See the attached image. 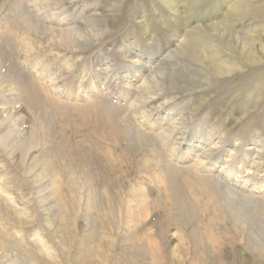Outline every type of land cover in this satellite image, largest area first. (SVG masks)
I'll return each mask as SVG.
<instances>
[{"label":"rangeland","instance_id":"obj_1","mask_svg":"<svg viewBox=\"0 0 264 264\" xmlns=\"http://www.w3.org/2000/svg\"><path fill=\"white\" fill-rule=\"evenodd\" d=\"M15 1L0 0V60L4 62L0 102L10 96L18 76L15 68L32 80L37 72H57L60 82L75 89L79 72L85 71L95 79L92 82L109 85L117 94L103 97L97 93L88 103L55 104L48 100L54 85L49 78L41 88L47 98L23 80L28 91L15 105L18 109L8 111L10 118L0 129L17 123L21 112L19 123L31 140V147L18 146L13 155L10 147L5 151L0 145V185L5 184L15 198L14 204L9 203L0 192V234L5 236L0 239L1 245L5 243L0 246V264H127L129 255L135 264H192L198 256V264H237L238 252L246 264H264L263 252L247 250L252 222L259 216H251L250 229L239 239L230 218L224 223L219 220L223 210L209 200L215 187L187 172L193 168L196 152L184 162L180 158L185 151L178 148L172 156L178 133L166 139L167 146H162L157 134L132 143L124 112L134 97L143 96L146 100L139 108L146 112L145 119L160 126L163 119L170 122L182 117L183 131L189 134L208 129L223 141L226 161L244 160L245 167L240 169L246 176L264 179V0H196L186 19L161 0H57V11L47 16H61L64 37H85L78 48H63L52 40L59 37L49 31L50 24L56 23L52 20L43 21L47 30L23 25L18 13L10 12ZM235 1L240 2L239 9L228 20L224 22L221 16L220 26L213 27L201 22L196 32L199 18L225 13ZM25 7L32 18L37 17L30 2ZM233 26L241 32L240 41L226 34ZM75 28L79 31L74 32ZM197 41L207 42L205 47L212 41L243 69L222 76L206 68L197 62L194 50L185 51ZM132 73L135 80L123 85L121 79H133ZM144 75L153 78L137 88ZM257 155L262 158L255 161ZM145 160L152 162L148 169ZM158 162L161 165L155 169ZM161 171L163 175L157 178L155 174ZM60 177L62 183L53 196L51 185ZM93 178L98 179L101 194L98 223L84 228L87 181ZM143 184L148 192L144 206L148 218L142 208L141 226L134 235L137 240L123 243L120 228L128 194ZM254 191L255 200L264 202V191ZM132 200L135 205L141 202L140 198ZM191 204L195 205L194 219L187 216ZM46 209L50 210L45 213ZM45 219L54 222L52 227ZM36 235L42 245L35 243Z\"/></svg>","mask_w":264,"mask_h":264},{"label":"bare ground","instance_id":"obj_2","mask_svg":"<svg viewBox=\"0 0 264 264\" xmlns=\"http://www.w3.org/2000/svg\"><path fill=\"white\" fill-rule=\"evenodd\" d=\"M161 1L164 2V4L172 12H174V14L176 16L179 17V15H184V18L186 19L190 16L189 15L190 14L189 12L191 10L190 4L192 2L195 3L196 0H161ZM26 2H30L32 4L34 11L37 15L36 18H32L30 16V14H29L30 12L25 7ZM239 3L240 2L235 1L234 4L228 5L226 7V11H224L225 13H223V12L221 13V11H219L218 13L212 14V17H209V18L201 17V18H199L198 21L196 22L197 23V27H195L196 32H197V29L202 28L201 22H208L209 25L211 27H213V26L219 25V22H217V21L219 20V17H221V16L224 17L222 19V20H224V22H225V20H228L229 17L231 16V14H233L237 9H239V5H238ZM56 4H60V2L57 0L56 1L54 0L53 3L50 4V3H48L47 0H27V1L26 0H16L14 2L10 12L18 13V18L20 19L19 22H21L23 25H25L27 27H29V26L37 27L38 25H41L44 27V29L47 30L48 27L46 26V23L43 22L44 20L49 19L50 21L51 20L54 21V23L56 22L55 25L50 24L51 27H50L49 31H50V33H53L54 35L59 34V37H52V40L56 44L60 45L63 48H65V47L78 48L80 45H82L84 43L85 37H64L65 33H63L60 30V26H62V25H60V22L62 20L61 16L60 15L58 16L57 14L56 15L53 14L52 17H50V15L47 16V14H50L52 11H57V9H54V6ZM43 13H44V15L46 14L45 18L42 17ZM235 19H237V18H235ZM228 22L233 23L235 21H228ZM238 22H239V20H238ZM238 22H236V23H238ZM230 23H228V24H230ZM222 24H224V23H222ZM53 26H55V27H53ZM223 27H225V26H223ZM78 29L79 28H75L73 31L78 32L79 31ZM206 34H208V33H206ZM226 34L228 35V37L230 39L236 38V40H239V36H240L241 32L235 30L234 26H233L231 28L229 27V29L226 30ZM226 41L227 40H225V42ZM206 44H207V42L197 41V43L195 44V46L193 48L190 47L185 51L190 52V51L194 50L195 56L197 57L196 60L198 63L204 65L206 68H208V69H210V70L214 71L215 73L222 75V76H226V75L230 76L234 73L239 72V70L243 69L242 65H239L232 58V56H229L228 54H225L224 52H222L221 49H219L218 46L215 45L212 41L210 44H208L207 47H205ZM229 46H230V44L228 45V47ZM180 49H178V51ZM229 50H231V49H229ZM171 55L173 57L175 54L172 53ZM170 56L168 58H170ZM246 58H247V56H246ZM16 59L17 58H15L14 60H16ZM3 64H4V62L0 60V73L2 72ZM40 66H42V65L41 64L38 65V67H40ZM15 70L18 71V76L15 78V80L13 82L12 88L10 90L11 91L10 96H8L6 99H4L3 101L0 102V129L3 127V125L7 121V119L10 118L8 116V114H9L8 111L9 110L14 111V110L18 109V108H15L16 107L15 105L22 102V98L25 97V93H26V91H28L27 88L25 86H23V80L27 81L33 89H36L37 92L39 93V95H41L43 98H47L48 94L42 92L41 88H42V86L46 85V82L49 78L54 83V85H53L52 97L50 98V96H49L48 100L52 101L55 104H60L63 102L69 103V104H76V103H79L81 100L85 101V103H88L89 101H92L96 97L97 93H100L103 97L107 96V94H111V95L117 94V93H115L113 88L108 87L109 85L108 86L104 85L102 82H96V81L92 82V80L94 78H92V76H88L85 71H82L81 73L79 72V75L76 78L78 86L75 89L73 86L68 85L67 83L64 84L63 82H60L57 72H44V71H41V73L37 72V74H39V75L35 78V80H32L28 77L26 72L19 70L18 68H15ZM137 70H139V73L142 72L139 67H137ZM132 76H133V79H132V77H131V80L126 79V78H122L120 82L123 85H130V84H132V81L135 80L134 73H132ZM149 76L144 75L143 81L140 82V85H138L137 88H140V86L145 87V85H147L148 82L150 81V78H153L151 75H149ZM117 80H118V78H117ZM2 84H3V82H2L1 77H0V86ZM53 96L55 98H53ZM145 100L146 99L140 95L134 97L132 99L133 103L129 105V110L131 112H129V110L124 111L126 114L129 115V116L127 115V118H126V119H128V123H129V126L127 125L129 127L127 130V134L129 135L131 142L136 143L139 141L140 138L145 137L146 139H148V138H152L154 134H157V136L161 137L160 143L162 144V146H167V143H165L166 139L169 138L171 135L173 136L174 133H178L177 135L179 138L176 139V143L174 144L176 146H174V148L171 149L172 156H174V154L177 153L179 149L182 150L181 152L185 151V153H183V155L180 158V160L184 162L185 160L186 161L189 160V158H190L189 155L191 153L196 152L195 156L192 157V162H193L192 167L193 168L187 170V172L192 173L195 177H197V178H199L205 182H207V181L210 182L215 187L214 188L215 192L210 193L211 199H209V200H213L214 202H216L218 205V209L223 210L224 214H223V216H221L222 218L219 220H221L224 223V220L228 216L234 225L236 236L239 237V239H241L242 233L246 232L247 228L250 229V227L247 225V222L250 221L251 216H253L254 214H257V216H259V217H260V214H261V216L264 215V202H262V203L257 202L255 200L257 195L254 193L255 192L254 190L264 191V179L263 178L258 179L256 177H250L249 175L246 176V173L240 169L241 167H243V168L245 167L244 166V160H237V162L226 161V158H225L226 150H225V147L222 146L223 141L218 139L217 137H213L211 132L208 131V129L200 128L199 130L195 131L194 133L189 134V133H186L185 131H183L185 129V127H184L185 120L182 117H179V118L175 117L170 122H168L167 119H163V122L161 120L162 123L160 124V126H158L159 123L153 122L151 119H145L146 118V115H145L146 112H143L142 108H139V106L142 107V105L145 103ZM128 104H129V102H128ZM8 106H10V108H8ZM20 114L23 115L21 112H20ZM21 115H19L18 118H19V120L23 121V118ZM19 120L17 121V123L13 122L12 124H10L8 129L0 132V145H1V147L4 148L5 151H7L10 147V149H11L10 152L12 155L17 152L18 146H20V148L31 147V144H30L31 140L27 139V137L25 135L27 133H26V130L24 128V125L21 122L19 123ZM159 120L160 119H158V121ZM9 143H10V146H8ZM261 158H262V156L257 155L254 158V160L255 161H256V159L260 160ZM151 164H152V162L150 160H145L144 161V168L148 169L149 167H151ZM83 165L85 166V163ZM160 165L161 164H159V162H158L157 165L154 164V166L153 165L152 166L155 169H157L160 167ZM159 175H163V172L161 171L160 174H157V173L155 174V176L157 178H159L158 177ZM60 182L62 183L61 177L59 178V181L52 183L51 187L54 188V190H52L51 195L54 196L58 193L57 186ZM161 183H163V181ZM246 183L249 184L250 186H246L245 185ZM97 184H98V179H95V178H93L91 180V182H90V180L87 181V194H86V201H85V207H84V209H85V211H84L85 217L84 218H85L86 224H85L84 228H88L90 226H96V224L98 223L97 217H99V216H97V215L99 213V208H100V198H101L100 195L101 194L99 195V192H98L99 190H97V187H98ZM243 185H245V186H243ZM102 191H104V190H102ZM0 192H1V194L5 195L7 202H9V203L12 202L14 204V202H15L14 192L10 191V189H7L5 184L0 185ZM147 193H148L147 187L145 184L141 185V187L138 189L136 187H133L130 189V192L128 194L129 197L127 198V201H126L125 214L123 215L124 216L123 227L120 228L122 236H123V240H124L123 243L133 242V241L137 240V238L134 235L137 233L138 228H140V226H141L139 223V219L141 217L142 208H144V210L146 209L144 206L148 201ZM133 198H136V199L140 198L141 202L139 204L135 205V204H133V200H132ZM43 202H45V201H43ZM57 206L60 208L59 204ZM189 207H190V210H189L190 213L187 214V216L194 219L196 217L194 214V213H196L195 212V205L191 204ZM250 209H251V212H250V214H248V211ZM49 210L50 209H46V210H44V212L47 213ZM145 211L147 214L148 210H145ZM259 217L255 218L252 222L251 229L249 232V242L247 244L248 245L247 250L248 251L249 250L254 251L256 249L255 251L260 252V253L261 252L264 253V219H260ZM146 218H148V214H147ZM134 221H137V222L134 223ZM196 221H198V220H196ZM45 222H47L50 227H52V224L54 223V222L52 223V220H50V219H48V220L45 219ZM198 223L200 224V222H198ZM200 227H201V225L197 228H200ZM224 227H225V225H224ZM243 230H245V231H243ZM97 231H99V230H97ZM199 233H200L199 229H196L195 236H198ZM92 234H93V236L96 235V233L95 234L92 233ZM225 234H226V232H225ZM4 237H3V235L1 236V234H0V239H3ZM35 238H36L35 243L42 245V241H41L42 239H39V237L37 235L35 236ZM157 239H158V237H157ZM172 239H174V236L172 237ZM40 241H41V243H40ZM198 241L200 242L201 240L199 239ZM31 243H32V241H31ZM207 243H209V242L207 241ZM0 246L4 247L5 243H3L2 245L0 244ZM31 247L32 246H30V248ZM205 247H207V246H205ZM10 248H12V247H10ZM175 248H176V246L173 247V254L174 255H176ZM90 249H92V246ZM32 250H34V247H32ZM202 250H204V252L207 253L206 248L205 249L202 248ZM255 251H254V253H257ZM43 252L44 251H42V249H41L40 253H43ZM187 252H188V249H187ZM244 253H245V251H244ZM21 254L23 256V253H21ZM21 254H19V255H21ZM19 255H17V253H16L17 257ZM184 255H186V254H184ZM242 255H243L242 252H238L237 264H246L241 259ZM30 256H32V255H30ZM32 257H34V254ZM194 260L195 261L192 264H198L199 262H201L200 261L201 256H200V258L198 256V258L194 259ZM134 262H135V260L133 259V257H130V255L127 256V259H126L127 264H133ZM1 263L5 264L3 261H1ZM92 264H94V263L92 262Z\"/></svg>","mask_w":264,"mask_h":264}]
</instances>
